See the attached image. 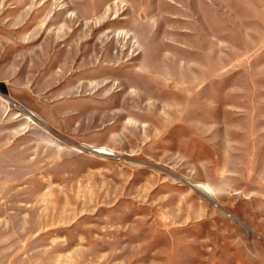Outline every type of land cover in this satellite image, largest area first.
<instances>
[{
    "label": "rangeland",
    "instance_id": "374dc122",
    "mask_svg": "<svg viewBox=\"0 0 264 264\" xmlns=\"http://www.w3.org/2000/svg\"><path fill=\"white\" fill-rule=\"evenodd\" d=\"M0 264H264V0H0Z\"/></svg>",
    "mask_w": 264,
    "mask_h": 264
},
{
    "label": "water",
    "instance_id": "95a60500",
    "mask_svg": "<svg viewBox=\"0 0 264 264\" xmlns=\"http://www.w3.org/2000/svg\"><path fill=\"white\" fill-rule=\"evenodd\" d=\"M81 148L86 149V147H84V146H81ZM92 151L96 152V150H92Z\"/></svg>",
    "mask_w": 264,
    "mask_h": 264
}]
</instances>
